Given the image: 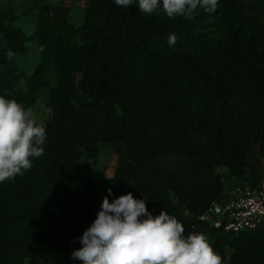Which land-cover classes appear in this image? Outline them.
I'll return each instance as SVG.
<instances>
[{
  "label": "trees",
  "instance_id": "obj_1",
  "mask_svg": "<svg viewBox=\"0 0 264 264\" xmlns=\"http://www.w3.org/2000/svg\"><path fill=\"white\" fill-rule=\"evenodd\" d=\"M219 6L169 20L136 5L86 0L84 21L74 25L69 6L42 5L37 70L56 79L51 118L43 120L48 140L30 170L0 184V264H25L34 252L53 264H81L72 253L109 188L110 201L144 196L153 215H174L185 235L205 234L223 264H264V223L233 233L200 219L232 179L253 186L264 179L251 160L257 145L264 157V27L246 23L243 0ZM250 8L264 14V0ZM18 18L0 8V94L10 99L18 80L7 64L30 38ZM101 142L115 147L118 163L112 176L94 179L80 163L96 159Z\"/></svg>",
  "mask_w": 264,
  "mask_h": 264
},
{
  "label": "clouds",
  "instance_id": "obj_2",
  "mask_svg": "<svg viewBox=\"0 0 264 264\" xmlns=\"http://www.w3.org/2000/svg\"><path fill=\"white\" fill-rule=\"evenodd\" d=\"M122 8L138 6L139 13L169 20L195 19L199 10L212 14L220 0H114ZM178 37L172 33L168 44ZM47 125L30 108L0 94V184L23 176L35 159L45 154ZM108 177V176H107ZM109 178V177H108ZM108 189L94 222L78 237L72 253L81 264H223L222 257L203 233L185 235L174 215L162 210L153 215L147 201L132 192L110 201Z\"/></svg>",
  "mask_w": 264,
  "mask_h": 264
},
{
  "label": "rangeland",
  "instance_id": "obj_3",
  "mask_svg": "<svg viewBox=\"0 0 264 264\" xmlns=\"http://www.w3.org/2000/svg\"><path fill=\"white\" fill-rule=\"evenodd\" d=\"M45 2L56 6H69L71 23L74 25L83 23L86 0H0V8H13L19 14L15 24L30 36L25 44L26 51L12 53L7 64V68L15 74L18 80L17 92L14 97L26 108H30L40 120L51 118L50 94L56 84L52 72L40 74L37 70L42 62V53L33 35L37 27L40 9ZM250 2L251 0H243L246 23L254 29L264 27V14L259 10L251 9ZM219 8L220 6H218ZM5 46L6 39L0 33V50ZM99 148L100 151L96 159L85 158L80 163L81 170L94 179L112 176L118 163V154L112 144L101 142ZM251 160L260 169L264 168V157L259 152L258 145L254 148ZM165 162L172 168L181 170L185 167V163L180 160L165 159ZM216 172L223 178L229 174L224 167L217 168ZM53 263V258L45 252L31 253L25 259V264Z\"/></svg>",
  "mask_w": 264,
  "mask_h": 264
},
{
  "label": "built area",
  "instance_id": "obj_4",
  "mask_svg": "<svg viewBox=\"0 0 264 264\" xmlns=\"http://www.w3.org/2000/svg\"><path fill=\"white\" fill-rule=\"evenodd\" d=\"M200 219L233 233L258 227L264 223V179L254 186L232 179L231 186L210 202Z\"/></svg>",
  "mask_w": 264,
  "mask_h": 264
}]
</instances>
